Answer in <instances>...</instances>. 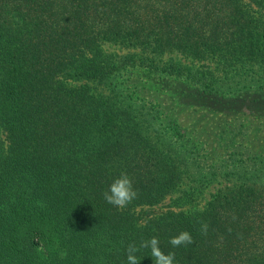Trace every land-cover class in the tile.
<instances>
[{
	"label": "trees",
	"instance_id": "trees-1",
	"mask_svg": "<svg viewBox=\"0 0 264 264\" xmlns=\"http://www.w3.org/2000/svg\"><path fill=\"white\" fill-rule=\"evenodd\" d=\"M166 98L264 118V0H0V264H126L152 237L174 264H264V152L241 122L209 154Z\"/></svg>",
	"mask_w": 264,
	"mask_h": 264
},
{
	"label": "rangeland",
	"instance_id": "rangeland-1",
	"mask_svg": "<svg viewBox=\"0 0 264 264\" xmlns=\"http://www.w3.org/2000/svg\"><path fill=\"white\" fill-rule=\"evenodd\" d=\"M108 51L116 53H124L127 49H120L117 46L106 45ZM165 58H173L175 60H181L187 62L184 58L176 53H168ZM198 64L196 63V66ZM134 79L133 83L135 88L141 91L143 84L151 85L155 89L156 84L159 85L157 76L149 75L142 70H133ZM156 82V83H154ZM148 91V90H147ZM174 98L173 96H171ZM164 101H169L167 98ZM170 102V101H169ZM170 112L172 115H176L180 122V126L184 127L188 134L192 137L198 138L202 143L206 144V151L214 155L221 153L222 150L218 147L219 136L221 135L220 130L224 127L235 128L234 124L243 122L244 128L247 133L244 136V144L250 150V152H264V118H256L250 115L240 116L239 114L222 115L220 113L212 112L210 110H203L196 106H180L170 102ZM228 123V124H227ZM227 124V125H226ZM210 190H207L203 196L198 200V205L201 206L208 199ZM175 195L172 196V198ZM172 198H167L162 204L157 206V210L165 209L167 205L172 201Z\"/></svg>",
	"mask_w": 264,
	"mask_h": 264
},
{
	"label": "clouds",
	"instance_id": "clouds-1",
	"mask_svg": "<svg viewBox=\"0 0 264 264\" xmlns=\"http://www.w3.org/2000/svg\"><path fill=\"white\" fill-rule=\"evenodd\" d=\"M104 200L117 208H124L138 198V191L134 188L132 179L127 173H121L108 186V189L103 193ZM200 232L202 235H207V223L200 222ZM194 243L192 235L187 231H182L169 239V244L173 248L187 247ZM158 238L141 240L139 244L129 243L126 247V264H140L138 253L142 249L150 250V258L153 264H174V253H165L160 248Z\"/></svg>",
	"mask_w": 264,
	"mask_h": 264
}]
</instances>
